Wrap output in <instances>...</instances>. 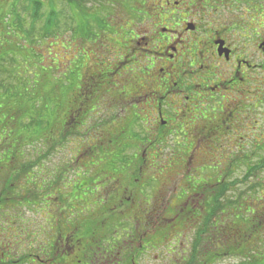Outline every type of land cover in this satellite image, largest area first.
I'll return each instance as SVG.
<instances>
[{"label": "flooded vegetation", "instance_id": "1", "mask_svg": "<svg viewBox=\"0 0 264 264\" xmlns=\"http://www.w3.org/2000/svg\"><path fill=\"white\" fill-rule=\"evenodd\" d=\"M151 1L154 17L133 9L137 17L133 21L130 17L135 15L129 14L127 45L121 48L117 44L114 50L119 59L111 75L124 84L115 101L112 96L107 110L114 108L117 116L98 123L97 116L104 109L101 97L106 98L101 94L92 100L93 106L79 103L71 118L74 120L68 127L61 125L65 135L66 130L87 124L80 112L92 114L91 138L77 136L71 141L95 142L90 155L78 157L90 163L86 173L78 172L88 175V180L82 179V187L90 188L79 190L72 198L85 209L99 212H93L94 219L85 230L81 218L71 223L64 217L65 205H70L66 196L69 181L66 185L56 175L64 162L58 161L51 168L48 156L34 159L27 155L21 165L16 161L3 165L0 159L1 193L10 190L7 194L12 196L0 206V264H144L156 247L164 248L170 257L177 255L178 261L188 252L181 243L176 246L178 238L157 243L161 233L157 195H161L163 173L165 179L184 180L185 187L175 201L182 203L179 213L188 211L192 229L198 227L196 223L207 209L221 212V224L225 211L264 210V0ZM130 63L134 71L122 72ZM136 70L139 74H133ZM122 76L127 79L122 81ZM138 78L141 80H135ZM98 126L103 130L101 137ZM125 142L129 149L118 153ZM155 142L188 143L180 149L173 145L169 165L157 171L159 148ZM1 149L0 145V154ZM100 159L104 163L99 164ZM114 161L120 164L119 169L113 168ZM150 168L155 171L147 175ZM15 172L20 173L18 177ZM143 179H150L149 195ZM21 181L26 187L39 181L37 201L24 200L25 212L13 215L12 206L22 189L16 186H21ZM191 188L195 190L192 196ZM33 191L28 189L30 196ZM130 209L134 210L133 228L123 219L118 223ZM45 210L55 214L56 226L51 233L42 221L38 223ZM177 219L167 222L175 224ZM16 226L21 227L19 231L14 230ZM146 227L152 228L149 240H145ZM180 232L176 230L174 236ZM22 245L27 247L26 253ZM217 247L218 256L224 254L222 235Z\"/></svg>", "mask_w": 264, "mask_h": 264}, {"label": "trees", "instance_id": "2", "mask_svg": "<svg viewBox=\"0 0 264 264\" xmlns=\"http://www.w3.org/2000/svg\"><path fill=\"white\" fill-rule=\"evenodd\" d=\"M6 1L8 4H5ZM6 1L3 0L2 2L4 3L0 4V12H3L1 16L2 24L5 22V25L3 26H9V23H6L7 19L8 22L10 21L12 23V28L10 26L9 27L12 30L13 36L15 35L20 43L16 44L15 46H8L7 48L6 46H2L3 44L0 43V145L2 146L0 159H2L3 165L10 161H16V164L18 163V165H21L29 150H20V148L24 147L25 149H28L30 146L32 147L39 144L41 147L40 151L44 153L45 142L41 141L45 140L47 137L52 138L59 133L63 135L61 125L68 127V124L74 120L71 119L74 115L69 109L76 108V102L78 99H76L75 96L78 98L80 97L82 102L84 101L83 103L85 107H90L93 106L92 103L94 101L92 100L101 97L100 95L102 93L100 88H106L109 86L110 79H112L110 78L112 76V69L115 65L113 62H115V60L114 58L112 59V57H107L112 56L111 53H108V41L103 39V43H101L100 35L92 32L91 28L93 26L96 27L97 29L101 30L100 32L104 35H106L105 33L109 31V28H113L109 23L108 24L110 27L108 26L107 22L101 21L100 19L98 20V18L95 17V12L90 10L94 8V5H91V8L89 9L85 7L84 4L89 0L62 1L64 4H67L70 7L72 6V10L69 13L70 17H65L68 23L63 27L61 26L60 21L57 19L58 15H60L57 13L58 7L53 5L52 0H50L47 6L42 0H14L13 2L12 0ZM3 4L6 5L5 10L4 6L2 10ZM8 9H10V13H7ZM50 10L52 11L50 12ZM54 10H56V12ZM73 19L86 26V34H77V27L74 26ZM106 30L107 32H105ZM4 35L5 29L3 36ZM74 38L78 40V44L80 43L83 46L89 43L87 46L99 44L100 47H97L96 50L92 52V54H88L86 59L83 58L82 60H76L73 48L70 46L73 44L64 42L69 39L75 44ZM117 44L120 45V43L116 42L114 46L112 45V47H115ZM60 45L61 49L67 55H69L68 58L63 59V62L59 61V53L56 51V48ZM120 46L121 48L123 47L122 44ZM23 47H26L25 53ZM115 48L117 49V47ZM46 50H50V52L58 58L57 73H59L60 79L64 80L65 77L68 76V84L66 83L67 86L64 92L67 93L68 91H74L73 97L69 100V102L65 101L64 96L62 97L61 95H58L57 92H49L45 90V86L51 90L56 87L53 82L50 83L48 79L44 78L46 73L41 71L40 64H37L35 67L36 71L34 74H37V79L31 78L33 72L32 74L29 72V67L27 68V71H23V63H40L36 57L41 56L39 53L42 52L40 51ZM23 53L26 58L22 63H20L19 56H21ZM70 54H72V56H70ZM98 58L101 61H97ZM86 62H89V68L92 71L99 72L94 73L90 70H86L85 67H88ZM82 69L83 71L86 70L89 72H82ZM83 73L92 75L88 79H86L87 76H84L85 78L83 79ZM52 74H56V69L52 72ZM94 74H98V78L95 77V79H93ZM43 80L46 81V84ZM135 80L140 81L141 78ZM3 81H7V83L3 84ZM56 90L59 93L62 92L58 88H56ZM45 92L49 93V98L46 97L47 93ZM40 100H43V103L48 101L50 104L48 110H45L41 104H38ZM30 102L34 103L35 105H40L38 112L39 115H37L38 117L33 116V114L29 111L28 104ZM21 106L23 108H20ZM23 109L24 112L22 111ZM84 115L85 114L83 111L79 114V116H83L81 118L86 116ZM78 123H80L79 120ZM73 133L74 130H66L65 135H63V140L65 139L67 141L69 139L68 137H71ZM74 137H76V135L72 136L71 138ZM127 144L128 142H125V147L122 148V150H118V153L121 154L124 150L129 149ZM185 146L186 143L183 144V148ZM30 151L36 152L34 150ZM111 154L116 153L111 152ZM37 161H35L36 164ZM169 162L170 159L168 160V164L157 169L164 171V168L169 165ZM35 163L32 164L35 165ZM119 165L120 164L117 161H114L113 168L119 169ZM16 173L17 172L14 173V176L18 177L20 173ZM25 174L26 172L24 171V175ZM37 174L38 171L36 175ZM40 174H42V172H40ZM198 183H201L200 179ZM194 191L195 190L191 188L189 194L192 196ZM220 213V211L212 209H207L202 213L203 218L200 221L202 223H204V220L208 222V231H201V229L205 230L204 227L198 230L200 225L198 227L196 226L194 228L195 230L193 229V234H195L194 236H196L197 231V238L191 242V250H189V252L183 256V258H177V264H215L219 258L225 256L227 257L228 254H231V257L241 256L243 247L241 243H237L236 241L235 243L233 242L228 248L225 246V252L221 256L216 254L219 250L217 247L219 236V233L217 232V226L220 224L221 220ZM253 215L254 209L241 211L238 209L235 211L224 212L226 222L230 221L233 225H236L239 223V221L246 223L247 219H249L247 221V223H249L250 220H254ZM204 233L209 234L210 239L214 240L213 243L217 249V251H215L216 255L208 256L204 247H202V244H204ZM170 243L171 242H168V244ZM257 244L259 246L261 244L264 245L261 239L257 240ZM261 248L263 249V247ZM262 252L263 251H259L260 255L258 258L255 259V255H253L248 259H243V262H239V264H264V254H261Z\"/></svg>", "mask_w": 264, "mask_h": 264}, {"label": "rangeland", "instance_id": "3", "mask_svg": "<svg viewBox=\"0 0 264 264\" xmlns=\"http://www.w3.org/2000/svg\"><path fill=\"white\" fill-rule=\"evenodd\" d=\"M3 0H0V4L4 3L2 2ZM6 1V0H5ZM11 1V0H9ZM14 0H12L13 2ZM45 5L47 6L50 2V0H42ZM53 5L55 7H58L57 9V13L60 14L58 15L57 19L58 21H60L61 26L63 27L65 24H67V20L66 18H69L70 15L69 13L72 10V6L70 7L67 4H64L62 1L63 0H52ZM143 0H89L88 2L86 1V3L84 4L85 7L87 9L91 8V5H94V8L90 9L93 12H95V17L98 18V20L100 19L101 21L107 22V24L109 23L111 25V28H109V24H108V28L109 31L107 32V30L105 32L106 35L102 34L96 27H92L91 30L94 33H97L100 35V41L101 43H103V39L108 41V53H112V56H107L109 58L112 57V59L114 58L115 61H118L119 56L116 55L117 53L114 52V50L116 49L115 47H112V45L114 46V44L120 43V45L122 44L123 46L126 47L127 45V29H126V24L128 22V18L131 16H134V12L132 11L133 9L137 10V11H147V15H151L152 17H154V9L153 6L154 4L152 3L151 0H144L143 3H141ZM5 4H8V2L6 1ZM142 4H144L142 6ZM3 6H4V10L6 5H2V10H3ZM51 9V7H50ZM153 9V10H152ZM52 10H50L51 12ZM56 12V10H54ZM7 13H10V9L7 10ZM3 12H0V43H2V46H6V48L8 46H15L16 44H19V40H17V38L15 37V35L13 36L12 30H11V25L12 23L9 21L8 19L6 21V23H9V26H3L5 25V22H3L4 24H2V20H1V16H2ZM5 14V12H4ZM91 14V13H90ZM130 14V15H129ZM137 17V14L135 15V17H130L133 18V21L135 20V18ZM9 18V17H8ZM74 20V19H73ZM132 22V21H131ZM130 23V22H129ZM74 26L77 27V34H86L85 31V25L77 20H74ZM4 29H5V35L4 34ZM132 29L136 30L137 29L132 26ZM67 41V42H66ZM64 41L65 43H70L73 45H70L73 48L74 51V55L76 57V60H82L83 58H87L88 54H92V52H94L96 50L97 47H100L99 44L95 45L92 44L90 46H87L88 44H86L85 46L81 45L80 43L78 44V40L76 38H74L75 44L71 41V40H66ZM77 41V42H76ZM88 41V40H86ZM1 46V44H0ZM93 47V48H92ZM115 48V49H113ZM24 49V53L26 52V47H23ZM86 49V50H85ZM56 51H58L59 53V61L63 62V59L68 58L69 55H67L62 49H61V45L58 46L56 48ZM42 53H39L41 56L36 57L40 63H36V62H30V63H23V71H27V68L29 67V72H33V74L31 75L32 79H37V74L35 75V67L37 66V64L41 65V71L43 73H46V75L44 76L45 79H48L51 82L54 83L55 87L58 88L59 90H61L62 92L59 93L56 88L54 89H49L48 87L45 86V90L51 92H57L58 95H61L62 97L64 96V100L68 101L73 97L74 91L70 92L68 91L67 93L64 92L67 84H68V76L65 77V79H60L59 73H57V68H58V58L57 56H54L53 53L50 52V50H46V51H40ZM24 53L19 56L20 59V63H22L25 60V56ZM108 55V54H107ZM70 56H72V54H70ZM101 56V55H100ZM129 59V58H128ZM97 61H101L99 58L97 59ZM116 62H113V64H115ZM88 67H85L86 70H90L89 68V62H86ZM92 66V65H91ZM89 68V69H87ZM141 68V67H140ZM54 69V70H53ZM56 69V74H52L53 71H55ZM128 69H132V71H134V68L132 67V63H130V65L126 64L122 70V72L124 71H128ZM83 71L82 72H89V71ZM16 71L18 72V70L16 69ZM126 73V72H125ZM133 74H139L137 73V70L135 73ZM92 75V74H91ZM91 75L89 74H84L83 73V79L85 78L84 76H87L86 79H88ZM132 75V74H131ZM7 77V76H6ZM110 78V83L109 86L106 88L101 87V93L103 96H106L105 99H103L101 97V102L100 104L102 105L104 103V109L102 110V112L97 116V121L99 123L100 122H105L108 119L112 118V117H116L117 116V111L114 108H110L107 110L108 105L110 104V102L112 101V96H115L114 101L116 99L117 93L121 90L122 84L121 82H119V78L117 79V76H111ZM82 79V80H83ZM93 79H95V75L93 77ZM126 80V78L124 76H122V81ZM144 79L147 80L146 77H144ZM10 80V79H9ZM44 83L46 84V81L43 80ZM7 83V81H3V84ZM67 83V84H66ZM90 85V84H89ZM96 87V85H95ZM106 91H109V93H106ZM47 93V92H45ZM47 98L50 97L49 93H47ZM77 100L76 102V107L79 106L78 104L82 102V100L80 99V97L78 98L77 96H75ZM47 100V99H45ZM38 104H41L43 106V108L45 110H48V108L50 107V104L48 103V101H46L45 103H43V100H40ZM38 104H34V103H29L28 104V109L29 111L33 114V116L38 117L37 115H39V107L40 105ZM20 108H23L22 106ZM71 111V113L74 115L75 110L74 109H69ZM24 112V109L22 110ZM20 111V112H22ZM64 112V111H63ZM77 116V114L75 115V117ZM79 118V116H78ZM83 122H87V124L84 125V127L82 128H77L74 130V133L71 135L75 136V138H77L78 136H88L89 138H91V132L92 130H90L93 126L92 122H93V118H92V114H89L88 116H85L84 118H82ZM71 131V130H69ZM102 131L101 128L98 126V133H99V137L102 136ZM68 137L69 139L67 141L61 142V140H63L62 138V134L59 133L56 136H53L52 138L47 137L45 138V140L41 141V142H45L44 146V153H42L40 151V146L38 145H34V146H30L28 149L20 148V150H29L28 154L29 156L33 157L34 159H36L38 156H43L49 157V163L48 166H50L51 168H53V165H55L56 162L58 161H62L64 162L63 167L59 170V173H56V175L62 179V181L66 184L67 181H69V187H67V199H68V203L70 205H65L66 206V214L64 215V217H66V219H69L70 222L72 223L74 220H77L79 218H81V224H82V230H85L88 227V222L89 221H93L94 219V215L95 213H98L99 211H89L88 208H84V205H79L77 204L79 202V200H74V194L77 193L79 190L82 192H86L87 188H90V185L88 187H82L83 186V180H88L87 177L88 175L86 174L85 177L81 176L78 172H83L86 173L88 168L90 167V163L86 162V159H78L79 156L81 155H85L88 156L90 154H88L89 150L91 149V147H95L92 143L95 142H71L74 138ZM11 143V142H9ZM13 143V142H12ZM97 143V142H96ZM188 143V142H186ZM156 147L159 148L158 150V160H156V170H158L157 168L165 166L166 164H168V160L171 158V147L173 149V145L180 149L182 148L181 146H183L184 142H155L154 143ZM178 146H177V145ZM181 145V146H180ZM161 148V149H160ZM203 146L200 145L199 149L200 151L202 150ZM30 150H34L36 152H31ZM161 150V151H160ZM182 150V149H181ZM52 153V154H51ZM88 154V155H87ZM56 156V158H55ZM77 156V158H76ZM96 162L98 161H94V164H96ZM85 163L86 167H85ZM99 164L104 163V159H100ZM42 162L38 163V165H41ZM107 168V167H106ZM155 168H150L148 169V173L147 175H152V171H155ZM35 169V168H33ZM92 170V169H90ZM101 170V168L97 169V171ZM94 171V170H93ZM154 174V173H153ZM160 177H162V180L160 181V185L162 184L161 188L159 189V192L161 193L160 196L157 195V199L160 201L161 206H160V210H157V215H159L158 219H157V224L161 221V226H160V238L158 240L157 243L159 242H165L167 240L172 239L173 237L177 239L176 242V246H179V244L181 243V246L184 248H187L188 252L191 249V242L194 241L195 238H197V231H196V236H194L195 234H193V229L190 226V223H193L192 221H188L189 219V215H188V211L186 210V213L184 211V213H179L178 210L180 208V204H176L175 198L176 195L180 192L181 187H185L184 186V180L181 178H176L175 180L173 179H165L166 177V173L160 175ZM148 181H150V179H143V184L146 185L144 187V191L145 193H148V195L150 194L148 191L150 184H148ZM19 181L15 182V185H18ZM39 181H35L34 183L29 184V186L26 187L25 181L20 183L21 186H16V188L21 187L22 189H20L17 193V198L15 200L14 205L12 206V210L11 213L13 215L15 214H20V213H24V209H22L23 206H25L23 203L24 200H31L33 202L37 201L34 199V197L36 196V186L39 185L38 184ZM127 183V181H126ZM167 184V186H164V184ZM170 183V184H168ZM67 185V184H66ZM137 186H139L137 184ZM27 188V189H26ZM32 189L33 191V195L30 196L28 189ZM3 189L2 186H0V200H2L0 202V206L5 205V202L7 200L12 199L11 195H8L7 193L10 192V190L8 191H3L1 193V190ZM73 197V198H72ZM156 197V196H155ZM155 197H154V201H155ZM39 204V203H36ZM54 205H56V203H54ZM64 206V208H65ZM173 207H177V211L173 210ZM183 208V207H182ZM181 208V209H182ZM181 209L179 211H181ZM89 211V212H88ZM134 210L130 209L129 212H126L125 215L122 217L120 216V218L118 219V223L120 222L121 219L125 220V223L127 225V227H131L132 226V217H133V212ZM149 209L146 210V212H148ZM88 212V213H87ZM93 212H95L93 214ZM44 215V219L42 217H39V222L45 227H49L50 228V233L52 232L53 228L56 226L55 223L53 222L54 218H55V214L52 213V211L47 212V210L41 212ZM78 214L79 216H75V217H69L71 214ZM16 215V216H17ZM180 215V217H179ZM15 216V217H16ZM254 220H250L249 223H247V221L249 219H247L246 223L245 222H241L239 221V223H237L236 225L231 224L230 221L226 220L223 222V224H218L217 226V232L219 233L218 239H220L221 235L223 237V239L225 240V246L228 248L232 245V243L235 241L237 243H241L242 247H243V251L241 253V256H235V257H231V254H228V256L226 257H222L219 258L215 264H239V262H243V259H248L250 258V256L255 255V259L258 258L259 251H263L261 254H264V245H258L257 244V240L261 239L262 243H264V210H259V209H254ZM176 219V223L175 224H171L167 221H169L170 219ZM37 220V219H36ZM154 219L152 218L151 221H153ZM97 221L94 220L93 224H95ZM1 223V222H0ZM36 222V225H42V224H38ZM83 223H85L83 225ZM25 224V223H24ZM198 226L200 225L199 229L200 230L202 227L205 228V230L201 231H208V222H206L204 220V223H202L201 221L197 223ZM204 224V225H203ZM116 226V225H115ZM258 226V227H257ZM99 227V226H98ZM111 227V226H110ZM190 227V228H187ZM15 228V229H14ZM14 230L19 231L18 229L21 228L18 226L14 227ZM114 228V227H113ZM133 228V227H131ZM5 229V228H3ZM117 229V228H116ZM180 229L181 232L179 233L178 237L174 236L176 230ZM148 230L149 232L147 233V237L145 240H149V237H151L152 235V228L151 227H146L144 231ZM195 230V229H194ZM188 231H190L188 236H184L186 233H188ZM257 231V232H256ZM88 233V232H87ZM257 233V234H256ZM104 234L106 235V232H104ZM199 235V232H198ZM201 235V234H200ZM203 240H204V244H202V247H204L205 252L207 253L208 256L210 255H216L218 253H216L215 251H217L216 246L214 247V243L213 240L210 239L209 234L204 233L203 235ZM244 237V238H242ZM183 239V241H182ZM26 240V239H25ZM206 243V244H205ZM212 244V246H211ZM257 244V245H256ZM175 245V244H174ZM235 245V244H234ZM173 246V245H170ZM23 247V253L27 252V247L25 245H22ZM263 247V249L261 248ZM158 248V249H157ZM178 248V247H177ZM157 251H151L148 254L149 259L145 260L144 264H169V262L171 264L177 263L178 261H176V256L175 258L174 255L172 257L168 256L167 252L164 250V248L159 249V247H156ZM176 250V249H175ZM175 250H173V252H175ZM178 251V249H177ZM216 253V254H215ZM155 259H154V258ZM216 258V257H215ZM245 261V260H244ZM209 264V263H208ZM241 264V263H240Z\"/></svg>", "mask_w": 264, "mask_h": 264}]
</instances>
